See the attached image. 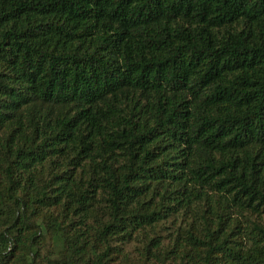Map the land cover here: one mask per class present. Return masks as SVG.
<instances>
[{
  "label": "trees",
  "instance_id": "obj_1",
  "mask_svg": "<svg viewBox=\"0 0 264 264\" xmlns=\"http://www.w3.org/2000/svg\"><path fill=\"white\" fill-rule=\"evenodd\" d=\"M0 264H264V0H0Z\"/></svg>",
  "mask_w": 264,
  "mask_h": 264
},
{
  "label": "rangeland",
  "instance_id": "obj_2",
  "mask_svg": "<svg viewBox=\"0 0 264 264\" xmlns=\"http://www.w3.org/2000/svg\"><path fill=\"white\" fill-rule=\"evenodd\" d=\"M135 248V246H134V244H131V246L129 247V249L128 250H132V249H134ZM17 251H14V254H13V256H16L17 255Z\"/></svg>",
  "mask_w": 264,
  "mask_h": 264
}]
</instances>
